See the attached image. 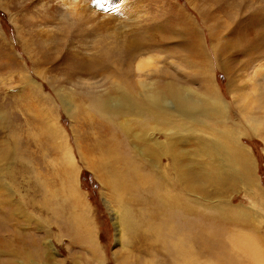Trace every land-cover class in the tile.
<instances>
[{
    "label": "rangeland",
    "instance_id": "374dc122",
    "mask_svg": "<svg viewBox=\"0 0 264 264\" xmlns=\"http://www.w3.org/2000/svg\"><path fill=\"white\" fill-rule=\"evenodd\" d=\"M215 1L0 0V115L7 119L0 124V146L3 144L6 156H10L0 162L4 168L5 181L14 189L17 197L26 203L28 195L33 196L29 192L33 179H44L56 192L55 199L59 202L62 200L64 206L63 197L67 193H75L73 184L76 185L82 194V202L88 206L89 218L78 216L73 205L75 197L70 199V204L67 203L68 211H64L63 216L70 218L72 224L73 217L80 221L87 231L86 235L91 237L90 234H93L98 251L93 254L91 239L90 242L85 239L78 241L74 228L67 222L59 224L57 221L50 227L51 235L47 236L43 227L36 231L42 239L40 254L43 255H40L38 264H147L149 257L140 249L139 239L123 231L102 176L92 168L83 154L87 144L86 135L99 138L95 128H100V120L106 122L93 108L90 95L95 92L105 94L112 100L116 97L110 85L116 78L97 71L83 73L86 71L84 63L111 48L117 55L116 68L121 70L124 64L127 66L128 45L145 42L146 46L147 40L158 44L159 40L164 39L165 46L162 48L153 46V50H148L144 47L138 54L130 71L132 78L160 87L167 79L157 74L168 70L179 78L184 92L190 88L202 93L204 90L197 70L192 71L188 58H180L187 53L182 41H186L185 31L192 20L200 30L202 48L212 61L213 80L218 93L234 109V105H231L233 96L242 91L250 92L252 88L249 86L260 72L264 75V54L257 57L259 53H264V0H225L227 8L229 4L234 5L228 10L221 9V3ZM226 20L228 26L224 28L223 21ZM172 27L179 34L176 30L173 32ZM235 36L239 38L236 43L246 40L250 48L253 47V58L257 57V60L248 68L245 60H249L250 55H235L236 58L232 59L226 53L220 57L214 54V46L219 49L226 38L235 39ZM235 78L239 79L241 85V90L237 92L233 85ZM31 90L38 92L32 93ZM192 93L187 91V94ZM233 109L231 113L235 117L236 111ZM32 115L35 119L28 122ZM118 119V122L106 123L105 126L117 133L120 140L126 139L124 143L131 155L139 154L135 146L146 137L142 138L140 134L143 131L141 123L147 119L137 113L124 118L119 116ZM126 121H129L133 134L121 129L120 124ZM175 122L174 118L167 131L152 130L147 133L154 150L163 147L165 141L177 142L180 156L163 155L167 181L177 186L174 163L178 157L181 160L180 167L200 186V196L195 198L197 205H211L215 212L227 209L231 213L236 212L239 217L245 215L246 224H231V230L239 229L249 237L260 236L262 242L258 246L264 253L263 141L250 132L242 136V145L251 155L252 170L248 171L243 162L232 158L231 166L227 165L209 144L205 147L208 135L195 123L183 120L176 130ZM229 125H233V122L230 121ZM46 126L60 128L64 133L74 159V168L65 162V172V163L63 159L60 160L62 155L48 151L44 144ZM241 126L246 129L244 121ZM13 130H17V135L13 136ZM59 141L61 138L58 137V146ZM76 141L81 143L78 144L79 148ZM95 152L92 159L97 158ZM42 156L52 161V169L47 168ZM150 156L143 155V158L155 169L157 165ZM24 163H28L34 172L24 173ZM49 169L53 176L46 179L42 173L47 174ZM216 170L222 172L220 184L214 183L212 178ZM209 171L212 172L209 174ZM228 174L233 176L232 180L227 177ZM249 175L251 181L247 184ZM223 180L226 182L223 183ZM187 197L192 198V195L187 194ZM25 210L33 213L30 205ZM17 218L24 223V233L30 232L31 221L20 216ZM231 218L235 219L236 216Z\"/></svg>",
    "mask_w": 264,
    "mask_h": 264
},
{
    "label": "bare ground",
    "instance_id": "6f19581e",
    "mask_svg": "<svg viewBox=\"0 0 264 264\" xmlns=\"http://www.w3.org/2000/svg\"><path fill=\"white\" fill-rule=\"evenodd\" d=\"M219 2L221 9L227 8L225 0H218ZM232 6L229 4V8ZM215 16L216 14L213 15V17ZM227 22V20L223 21L224 28L228 26ZM188 23H190L189 28L185 31L186 41H182L183 48L187 53L180 58L181 60L188 58L189 67L192 71L197 70L205 92L199 93L190 88L184 92L183 86L178 81L179 78L168 70L157 74L160 78L167 79L160 87L158 84L150 85L148 83L149 85H147L132 78L130 71L139 56L138 54L144 47L148 50L153 46L162 48L165 46L164 39L159 40L158 44L147 40L146 46L145 42L128 45L126 52L128 62L127 66L123 65L124 70H117V55L113 49H106L100 53L101 56L98 55L93 60L91 59L92 61L84 63L86 71L83 73L97 71V73L103 72L115 77V82L107 81L112 85L111 88L116 93V97L112 100V98L108 99L105 94H94L95 92L90 95L93 108L106 119V122L100 120V128H95L99 138L94 135H86L87 144L84 146L83 154L92 168L102 176L103 180H101L108 188L111 202L115 205L114 213L117 214L123 231L139 239L140 249L149 257V260L146 261L147 264H264V253L261 246L260 248L258 246V243L262 242V238L260 236L249 237L239 229L231 230V224L244 226L247 221L246 216L239 217L236 212L231 213L227 209L215 212L211 205L199 207L195 198L200 196V186L198 187V182H195L183 167H180L181 160L178 157L175 158L174 163L177 186L171 185L165 176L163 155L168 153L180 156L177 142L165 141L163 147L154 150L147 137V133L152 130H169L174 118L176 130L180 128L183 120L193 122L196 127L201 128L206 136L208 135V139L203 136L206 139L205 147L209 144L221 157L222 162H227V165L231 166L232 158L243 162L248 171L252 170V163L249 159L251 155L242 145V136L250 132L264 143V75H261L260 72L259 77L257 76L254 83L249 86L252 88L250 92L242 91L233 96L231 105H234L236 116L232 117L231 110L233 108H230L226 100L219 95L214 84L212 61L202 48L200 30L192 20ZM172 30L174 32L176 29L172 27ZM175 32L179 34L177 30ZM218 36L222 39L220 33ZM235 37V39L226 38L224 45L219 49L213 45L214 54L220 57L222 53H226V56L228 55L227 57L232 59L235 55H250V59L245 60L248 68L257 60V57L264 53L261 52L256 58H253V47L250 48L249 41L242 40L240 41L242 44L236 43V39L239 41V38ZM231 39L233 40L231 41ZM220 42L223 41L220 40ZM254 49L256 51V48ZM84 66L81 65L82 69ZM233 85L236 92L241 90L238 78L233 80ZM36 91L31 90L32 93ZM187 91L193 93L187 94ZM36 97H38V93H36ZM134 113L142 114L147 119L144 123L140 122L143 128L140 136L147 138L145 137L142 143L136 144L135 148L139 154L131 155L129 148L124 143L126 139L120 140L119 135L106 127L105 124L118 122L119 116L124 118ZM33 119L35 116L32 115L27 121L31 122ZM6 120V117L0 115V124L5 123ZM230 121L233 122V125H229ZM242 121L245 122L246 129L242 128ZM95 122L97 121L95 120ZM84 126L88 127L85 124ZM120 126L121 129L128 130L130 134L134 133L130 131L129 121L122 122ZM16 131L13 130V136ZM124 133L127 134V132ZM58 137L61 138L59 146L56 144ZM76 142L79 148L81 143ZM44 144L51 154L62 155L60 160L63 159L64 163L72 164L74 168L73 156L70 154L67 139L60 128L46 126ZM2 145L0 146V162L10 157L6 156L5 147ZM93 152L97 156L95 159H92ZM143 155H151L150 159L157 167L153 169L148 160L143 158ZM23 159H26V156H23ZM41 159L46 163L47 168L51 167L52 169V161L46 160L43 156ZM66 163L64 164L65 172ZM23 165L24 173L34 172L28 163ZM3 169L0 164V264H38L42 239L38 236L39 234H36V231L43 227L47 236L51 235L50 227L57 221L59 224L67 222L74 228L78 235L75 238L78 241L91 239L94 246L93 254L98 252L93 234H90L91 237L87 236V231L83 229L80 221L73 217L74 223L72 224L70 218L66 219L63 216L64 211H68L67 203L70 204V199L75 197L74 210L78 216L89 218L88 206L82 202V194L76 185L73 184L75 193H67V196L65 194L66 197H63L65 198L64 206L62 200L59 202L58 199H55L56 192L46 183V180L33 179L29 187V192L33 193V196L28 195L29 198L25 203L23 199L21 201V198L17 197L14 189L5 181ZM42 174L46 179L48 176H53L50 169L47 174ZM221 174L222 172L219 170L214 171V176L212 175L214 183L220 184ZM227 177L231 180L233 178L230 174ZM250 177L249 175L247 184L251 181ZM13 180L16 178L13 177ZM224 182L226 180H223ZM252 184L254 186V181ZM256 191L258 195V190ZM65 192L67 191L65 190ZM187 194L192 195V198H188ZM257 195H255L256 198ZM28 205L33 208V213H28L25 210ZM229 207L231 206L227 208ZM18 216L31 221L30 232L24 233L22 230L24 223L18 221ZM231 216H236V218L233 219ZM248 235H252V233Z\"/></svg>",
    "mask_w": 264,
    "mask_h": 264
}]
</instances>
